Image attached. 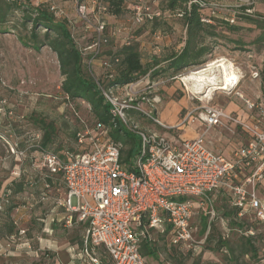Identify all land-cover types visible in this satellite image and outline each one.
<instances>
[{"label": "rangeland", "instance_id": "rangeland-1", "mask_svg": "<svg viewBox=\"0 0 264 264\" xmlns=\"http://www.w3.org/2000/svg\"><path fill=\"white\" fill-rule=\"evenodd\" d=\"M24 1L34 7L49 5L59 7L64 13L60 21L63 19L67 21L72 29L74 41L80 49L86 47L94 37L93 26L97 22H104V33L108 44L101 48L100 57L91 61L97 75L103 73V62L108 61L109 53L123 45L135 44L143 64L148 63L151 55L166 54L170 49L178 50L182 45L179 42L183 37V28L176 16L162 13L156 22L134 23L136 8L141 10L148 8L151 13H161L158 0H127L119 16L97 10L100 0H85L89 10L90 25H85L78 19L75 7L69 0ZM213 5V8L207 11L217 17H231L240 7L248 5L253 7L251 10L253 14L264 17V3L255 0H216ZM237 23L242 29L227 37L242 45L228 41L220 42L213 50L212 61L205 65L192 67L173 77L169 74L159 75L154 79L143 77V81L134 91H143L145 87L152 86L149 99L155 100L153 106L148 104L141 106L149 113L150 118L134 111L126 113L128 118L138 127L163 135L171 141L202 137L203 145L207 150L221 154L226 159L238 147L245 145L249 135L240 126L228 123L205 131L204 124L198 120L204 107L220 108L239 120L253 125L261 120L256 112L246 111L244 101L257 104L264 101L260 77L255 75L261 70L264 49L251 44L258 35V30L249 24ZM220 65H223L228 73L238 77L237 81L231 82L227 91H210L211 83L222 82L223 70L219 68ZM204 68L210 70L203 76L196 75ZM199 77H202V80ZM61 82L56 56L47 47H42L36 52L23 47L14 33L0 34V215L3 213L6 200L10 198L7 189L11 183L22 176L26 181L24 190L9 199L18 203L10 213L17 235L0 242V254H2L0 264H60L53 250L56 247L55 242L61 237L57 238L54 233L49 232L48 222L40 221V219L45 220L42 214L49 206L39 201L45 178L38 174L36 168L39 167L40 162L38 155L33 152L34 142L31 140L33 135H36L38 127L31 119L41 118L52 122L58 133L55 147L61 141L70 149L75 148L71 135L82 130L84 126L92 127L94 122L85 103L71 104L65 101L60 90ZM115 93L121 98L124 97L121 89L116 90ZM188 114L192 115L186 119ZM153 118H157L166 129L155 124ZM259 126L262 127V122ZM124 127L127 129L126 126ZM128 140L135 142L134 154L137 153L140 148L139 136L130 131ZM11 147L26 151L28 156L16 160L10 154ZM54 179L52 187L60 191L64 190L61 177L55 176ZM261 187H264V184ZM261 187L260 192L263 190ZM213 205L218 216L214 221L215 237L220 235L231 248H235L241 241V236L232 232L227 233L225 224L220 220L225 204L219 194L216 195ZM243 221L244 227L252 228L261 235V240L256 245L258 264H264V226L257 225L250 216H245ZM192 226L195 240L203 241L193 255H187L185 251L171 247L166 237H160L156 232L149 230L156 255L154 259L146 258V264H196L197 262L198 264H231L222 253L205 248V237L199 234L200 216L197 212L193 214ZM132 228L135 229L134 224ZM62 230V228L58 230V235L63 237ZM88 248L101 264H109V257L105 251L103 253L100 248L91 246ZM49 253L53 256L48 257ZM60 260L62 261L61 258ZM242 261L247 263V258Z\"/></svg>", "mask_w": 264, "mask_h": 264}, {"label": "built area", "instance_id": "built-area-1", "mask_svg": "<svg viewBox=\"0 0 264 264\" xmlns=\"http://www.w3.org/2000/svg\"><path fill=\"white\" fill-rule=\"evenodd\" d=\"M8 1L24 3V0ZM69 1L74 5L78 19L90 25L85 0ZM190 4L203 10L214 6L200 0H191ZM47 9L56 20L62 19L64 13L59 7L49 5ZM97 10L105 12V8ZM156 16L158 14L149 12L148 8H136L133 19L135 24H141ZM229 23H234L233 15L229 17ZM104 30V22L93 26L94 37L83 52L94 56L100 52L108 42ZM103 65L105 67L107 63ZM141 81L143 78L121 88L123 98L116 95L117 89L99 86L105 102L111 106L112 122L119 121L139 136L140 148L131 160L130 168L120 163L121 142L107 138V130L100 123L90 128L84 126L75 134L79 153L69 156L67 161L50 152H35L39 167L49 176L59 175L63 181L65 193L59 205L70 219L75 215L77 221L85 225L83 254L88 264H100L88 246L102 248L113 264H146L139 252L145 229L159 233L167 231L170 244L185 252L196 251L203 241L197 242L194 238L195 205L201 209L207 205L211 221L216 217L213 202L217 194H222L229 206L237 210L238 218L250 216L257 225L264 226V187H261L264 184V101L259 104L244 101L246 111L256 112L261 118L254 125L220 108H203L198 120L204 124L205 131L232 123L249 135L247 143L226 159L207 150L202 137L171 141L141 129L128 118L126 113L130 110L150 118L141 106H153L155 100L149 99L152 86L134 91ZM191 115L188 114L186 119ZM152 121L166 129L157 118ZM15 148H10V154L16 160L24 158V153ZM260 187L263 188L261 192ZM239 233L245 236L257 234L252 228Z\"/></svg>", "mask_w": 264, "mask_h": 264}, {"label": "trees", "instance_id": "trees-1", "mask_svg": "<svg viewBox=\"0 0 264 264\" xmlns=\"http://www.w3.org/2000/svg\"><path fill=\"white\" fill-rule=\"evenodd\" d=\"M98 8H105V12L112 16H119L123 12V4L127 0H100ZM161 6V13L151 21L144 23H153L158 20L162 13H168L179 18L183 37L180 42L182 45L178 50L170 49L166 54L151 55L148 63H142L141 54L135 44H126L114 52L109 53L107 66L104 67L102 74L97 75L92 67L94 59L100 57V52L94 56L92 53H83V49L77 47L72 29L66 20H56L48 11L47 6H32L25 1L18 4L15 1L0 0V34L14 33L18 42L25 48H30L38 52L42 47H47L55 54L62 82L60 84L61 93L68 103L83 102L88 108L95 123H100L107 130V138L121 142L123 149L120 153V163L126 168H130L131 160L134 154L135 142L128 140L130 132L121 123L115 120L112 122L111 106L105 102L99 91V86L103 89H121L124 86L134 83L145 76L154 79L159 75L169 74L172 77L192 67H200L212 61L213 50L219 46L220 42H231L240 44L238 41L228 39L227 35L235 34L242 28L237 22H243L253 26L258 30V35L251 44H255L264 49V17L253 14V7L242 6L238 12L233 13L234 23H229V17L213 16L207 10L201 9L198 5L190 4L191 0H158ZM207 5L213 4L216 0H200ZM264 3V0H255ZM207 11V12H206ZM215 12V11H214ZM213 12V13H214ZM18 16V17H17ZM43 34L41 35V32ZM108 44V42H107ZM106 45V44H105ZM103 45V46H105ZM102 46V47H103ZM101 47V48H102ZM101 50V49H100ZM257 77H260L261 94L264 98V55L261 64V70ZM131 111V110H130ZM128 112V111H127ZM135 112V111H134ZM31 121L38 127L39 138H34L33 152H50L56 155L60 160L67 161L69 156L79 153L76 146V138L73 133L72 139L75 144L74 149L67 148L60 141L55 147L58 133L52 122L44 119L32 118ZM145 130V128H141ZM164 129V128H163ZM26 155V151H22ZM26 181L24 177L13 181L8 187L10 192L8 197H12L24 190ZM52 181L44 179L43 191L39 198L46 196V190L51 187ZM224 208L220 215V220L225 224L227 233L232 232L241 236V241L235 248H231L227 241L220 235L215 237L214 221L218 216L209 221L207 213L208 206L205 205L199 211L200 216V236L205 237L206 249L209 251L220 252L231 264H258V248L256 243L261 240V235L254 236L241 235V230H248L244 227V218L237 217V210L231 208L227 199L222 195ZM9 198V199H10ZM7 199L4 204L3 213L0 215V241L8 240L17 235L15 223L10 217L11 211L18 206L13 200ZM214 204V202H213ZM214 208V205H213ZM168 234L167 231L161 233ZM217 238V240H216ZM81 244V242H79ZM171 247L178 249L177 246L170 244ZM139 252L143 258H152L156 255L154 245L151 241L140 242ZM196 251L186 252L187 255H193ZM52 257L53 254H47ZM247 258V263L242 260ZM109 264H113L111 259ZM198 264V262L196 263Z\"/></svg>", "mask_w": 264, "mask_h": 264}, {"label": "crops", "instance_id": "crops-1", "mask_svg": "<svg viewBox=\"0 0 264 264\" xmlns=\"http://www.w3.org/2000/svg\"><path fill=\"white\" fill-rule=\"evenodd\" d=\"M38 174L42 175L46 179H50L53 183L55 176H49L47 172L41 167H36ZM53 185V184H52ZM49 187L46 190V196L44 198H40L39 201L42 203H47L49 208L42 214L45 217V220L40 219V221H45V223H49V232L54 233V235L58 238V242H55L56 247L53 250L55 256L58 257L57 260L60 264H88V260L83 254V240L85 236V225L77 221L75 215L70 219L68 214L65 212V209L59 205V201L64 198L65 188L64 190L54 189L53 187ZM64 185V184H63ZM201 208L195 205L194 212L196 214L199 213ZM35 220V219H34ZM62 228L63 237L58 235V230ZM145 229V228H144ZM151 232H156L160 237H166L170 244V236L168 234L163 235L155 230H150ZM146 235L140 238V242L151 241L149 237V229H145ZM1 242V241H0ZM77 242H81V244H77ZM100 250H104L100 248ZM2 253V251H1ZM11 254V253H9ZM8 254V255H9ZM2 254H0L1 256ZM5 255V254H3ZM62 259V261L59 259ZM109 257V256H108ZM145 262H146V258ZM110 260V258H109ZM100 261V260H99ZM101 264V263H100Z\"/></svg>", "mask_w": 264, "mask_h": 264}, {"label": "bare ground", "instance_id": "bare-ground-1", "mask_svg": "<svg viewBox=\"0 0 264 264\" xmlns=\"http://www.w3.org/2000/svg\"><path fill=\"white\" fill-rule=\"evenodd\" d=\"M216 63V62H215ZM212 64H214V63H212ZM209 68V67H208ZM208 68H204L203 70H201V71H199V72H197V74L196 75H199V76H203L204 75V73H206L207 71H209L210 69H208ZM219 68L221 69V70H223V75H222V82H221V84H217V83H211L209 86L211 87L210 88V91H212V90H221V91H227L228 90V87L230 86V84H231V82H234L235 80L237 81V78L238 77H236L233 73H228L227 72V70H226V68L223 66V65H220L219 66ZM199 79L200 80H202V77H199ZM198 79V80H199ZM199 82V81H198ZM200 83H201V81H200ZM234 85L235 84H237V83H233ZM207 89V88H206ZM206 89H205V91H206ZM209 91V92H210ZM208 92V93H209Z\"/></svg>", "mask_w": 264, "mask_h": 264}]
</instances>
